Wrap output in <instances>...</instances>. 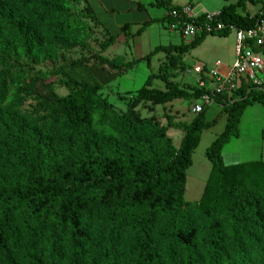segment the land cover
I'll return each instance as SVG.
<instances>
[{"label":"trees","instance_id":"1","mask_svg":"<svg viewBox=\"0 0 264 264\" xmlns=\"http://www.w3.org/2000/svg\"><path fill=\"white\" fill-rule=\"evenodd\" d=\"M223 1L227 4L219 10V20L224 23L249 29L257 20H264V0ZM244 2L260 5V12L254 16L238 13L237 8ZM152 6L166 12L178 9L169 0H153ZM86 10L90 12L88 7ZM46 12L42 8L33 13L34 20L42 22ZM91 19L101 26L94 14ZM199 20H204V16ZM155 22L169 28L174 20L164 15L159 20L145 21L135 33L131 31L132 24L125 23L112 39L123 36L127 42ZM12 31L18 48L27 46L32 51V47H39L38 37L27 29L15 26ZM208 36L229 35L201 33L190 38L188 44L164 48L166 53L177 52L168 69L176 68L179 55L195 49ZM96 91L97 87H84L42 102L45 114L39 118V130L18 128L9 140L0 143L19 169L17 181L0 189V225L12 218L31 231L28 243L20 246L16 238L0 227V264H87L85 222L95 208L111 211L118 217L95 264H264V218L253 214L251 206L247 209L243 187L237 185L241 173L249 171L263 176L264 188V164L259 161L225 166L221 156L223 146L238 136L244 109L252 102L264 105V94L245 89L239 92L241 100L234 103L224 102L225 97L216 98L221 107L219 116H225L226 123L205 151L211 164L209 179L203 198L193 203L184 200L185 172L191 166V155L201 132L214 126L219 116L207 122V108L195 115L177 149L159 131L160 142L168 153L156 155L140 145L135 130L139 117L132 109L147 103L194 102L203 90L196 86L190 92L175 85L165 90L141 88L133 98L130 112L123 117L134 128L122 136L129 146L108 144L102 153L92 148V114L107 104H96ZM55 137L78 140L68 148L55 150ZM201 202L206 205L200 211ZM217 208H224L223 221L215 213ZM190 211L203 217L205 223L195 226ZM160 219L165 221L164 246L158 248L151 234ZM127 228L133 229L135 237L123 252L120 240Z\"/></svg>","mask_w":264,"mask_h":264},{"label":"rangeland","instance_id":"2","mask_svg":"<svg viewBox=\"0 0 264 264\" xmlns=\"http://www.w3.org/2000/svg\"><path fill=\"white\" fill-rule=\"evenodd\" d=\"M179 1L192 3L210 14L218 12L227 4L223 0ZM124 2L140 3L144 11L120 12L115 7L114 11L98 18L89 4L90 0H0V143L9 140L18 128L39 130V118L45 114L41 108L42 102L53 101L84 87H97L93 99L96 104L105 102L107 106L92 114V148L102 153L108 144L121 148L129 146L122 136L134 128L123 117L130 112L133 98L141 88L165 90L167 86L175 85L193 92L196 90L195 66L201 64L211 68L216 60L228 62V65L234 62L233 35L206 37L202 45L180 54L179 64L172 70L168 68L177 52L166 53L164 48L179 43L188 44L190 39L182 37L165 24L159 22L148 27L132 41L112 39L116 35L109 34L106 29L115 32L128 20L145 21L150 17L152 0ZM87 7L90 12H87ZM42 8L47 9L46 17L42 22L34 20L33 13ZM260 8V5L244 2L237 12L254 16L260 12ZM163 13H166L164 9ZM92 14L100 19L99 22L102 20L104 27L108 24L111 30L103 29L102 25L94 22ZM15 26L27 29L29 34L38 37L39 47H32V51H28L27 46L18 48L12 31ZM157 46L162 48L157 50ZM192 105V101L175 100L164 105L147 103L133 108V113L139 117L135 130L140 145L156 155L164 154L165 151L168 153V149L160 142L159 131L162 130L164 138L177 149L195 117L191 111ZM218 113L216 104L207 107L205 120H213ZM223 127V119L218 120L214 127L201 134L199 144L191 155L192 165L184 185L186 202L198 203L203 198L211 170L205 151ZM77 140L55 137L52 148L63 150L76 144ZM18 172L16 161L0 145V189L14 184ZM262 181V175L249 171L242 172L237 179V185L243 187L245 206L247 209L251 206V211L259 218H264ZM205 205L201 202L198 209L203 210ZM218 209L215 213L223 221L224 208ZM190 215L194 217L195 226L205 223L204 218L194 211H190ZM117 219L108 210L95 208L92 211L85 222L87 264L96 263V257L109 241ZM164 226L165 221L160 219L152 229L151 237L158 248L164 246ZM0 227L5 234L16 238L20 246L30 239L31 231L12 218L2 222ZM134 237L133 229L122 231L120 248L123 252L130 247Z\"/></svg>","mask_w":264,"mask_h":264},{"label":"built area","instance_id":"3","mask_svg":"<svg viewBox=\"0 0 264 264\" xmlns=\"http://www.w3.org/2000/svg\"><path fill=\"white\" fill-rule=\"evenodd\" d=\"M165 13L174 23L169 27L184 38L190 39L201 33L226 32L234 38V62L227 65L224 72L223 63L215 61L213 67L202 65L194 67L196 86L203 90L199 99L193 102L191 111L195 116L216 103V98L225 97L224 102L234 103L241 100L242 90H259L264 85V20L256 21L254 27L242 29L233 24L219 20V11L203 12L192 3L175 6ZM204 16V20L198 19ZM203 21V22H202ZM220 106V105H219Z\"/></svg>","mask_w":264,"mask_h":264},{"label":"crops","instance_id":"4","mask_svg":"<svg viewBox=\"0 0 264 264\" xmlns=\"http://www.w3.org/2000/svg\"><path fill=\"white\" fill-rule=\"evenodd\" d=\"M169 1H170V4L172 6H181V5L186 4V2H182L179 0H169ZM152 3H153V0H152ZM152 3L149 7L150 17H148V19L145 21L159 20L164 16L163 9L154 8L152 6ZM89 4H90L93 12L95 13V15L98 18L99 17L102 18V17H104V15L106 13L114 11L115 7L118 8V11H120V12H122V11L123 12L124 11L125 12H137V11L142 12V11H144V7L140 3L128 4V3H125L124 0H90ZM139 4L141 5V8H138ZM99 15H101V16H99ZM145 21L136 19V20H132V21L128 20L126 23L132 24L131 31H132V33H135L136 30L138 29L139 25H141V23H144ZM100 23L102 25V20ZM157 23H159V22H155L151 26H153ZM107 26H108V24L105 27H104V25H102L103 29L108 28ZM122 26L123 25H120L119 28L116 29L117 31H115V32H112V31L109 32L107 29H106V31L109 34L112 33L111 35H117ZM109 30H111V29H109ZM135 37H137V36H134L133 38H135ZM133 38L131 39V41L133 40ZM117 39L119 41L124 40V42H125V38L123 36H120ZM205 40L203 41V43L205 42ZM203 43H201L200 45H202ZM233 43H234V38H233ZM176 45H178V44H176ZM233 50H234V45H233ZM228 64H229L228 62L223 63V66L220 68L221 72H224L226 70L225 67ZM199 65H201V64H199ZM202 66H205V65H202ZM256 91L264 94V85L262 88H260L259 90H256ZM216 106L218 108V111L220 112L221 107L219 105H216ZM217 116H219V113ZM222 119H223L224 126H225L226 117L222 116V115H220L218 117L216 124L218 123V120L220 121ZM207 122H210V121H207ZM214 126H212V127H214ZM212 127L208 128V129H204L201 132V134L203 132L208 131ZM223 129H224V127H223ZM223 129H222V131H223ZM200 138H201V136H200ZM221 156H222V160H223V163L225 166H234L237 164H245V163L259 162V161L264 164V105L263 104L258 103V102H252L244 109V111L242 112V114L239 118L238 136L232 137L223 146L222 151H221ZM191 165H192V163H191ZM190 168H191V166H189L185 172L186 177H187V173L190 170Z\"/></svg>","mask_w":264,"mask_h":264}]
</instances>
